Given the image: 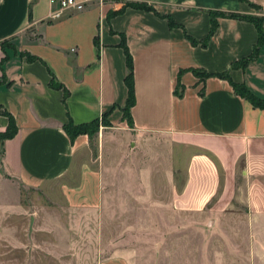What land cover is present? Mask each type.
I'll use <instances>...</instances> for the list:
<instances>
[{"label":"crops","instance_id":"1","mask_svg":"<svg viewBox=\"0 0 264 264\" xmlns=\"http://www.w3.org/2000/svg\"><path fill=\"white\" fill-rule=\"evenodd\" d=\"M53 9L49 0H0V132L9 124L6 113L18 126L0 141V246L28 250V233L11 221L29 215H68L70 229L81 216L121 215L119 208L140 201V161L157 147L165 156L187 152L183 184L178 188L174 174L169 181L176 212L210 215L221 236L230 229L224 219L242 205L250 235L255 225L263 237L264 109L230 80L264 99V44L255 59L235 67L252 54L259 32L254 22L232 17H219L203 42L211 11L262 17L264 29V0H105L58 19L50 17ZM125 47L134 63L133 126L123 111ZM105 114L110 126L101 125L96 148L87 134L72 140L64 129L70 119L78 124ZM24 189L41 191L51 205L31 210ZM225 251L239 249L230 240L226 250H214L218 264ZM102 264L130 262L119 255Z\"/></svg>","mask_w":264,"mask_h":264},{"label":"rangeland","instance_id":"2","mask_svg":"<svg viewBox=\"0 0 264 264\" xmlns=\"http://www.w3.org/2000/svg\"><path fill=\"white\" fill-rule=\"evenodd\" d=\"M95 143L96 140V148ZM156 149L157 154L142 157L140 161V201L135 198L128 208H119L121 215H104L103 220L101 215L91 220L81 216L82 219L73 221L76 229H70L68 215H29L27 220H12L23 235L25 231L28 233V250H14L3 242L0 264H102L119 255L130 264H218L214 250H226L230 240L239 251L236 254L225 251L221 264H264V250L261 251L264 235L255 225L250 235L245 227V223H250L246 207L234 206L232 211L237 214L231 220L224 219L226 228L230 229L221 236L213 230L210 215H180L173 209L169 181L174 174L178 188L183 184L182 167L187 152L177 148L171 157L165 156L164 148ZM77 176L76 171L73 181ZM258 178L264 181V174ZM144 182L148 185L144 186ZM59 186L60 182L52 188L53 195L59 196ZM23 195L31 210L51 205L41 191L24 189ZM55 225L58 227L54 232L43 229Z\"/></svg>","mask_w":264,"mask_h":264},{"label":"trees","instance_id":"3","mask_svg":"<svg viewBox=\"0 0 264 264\" xmlns=\"http://www.w3.org/2000/svg\"><path fill=\"white\" fill-rule=\"evenodd\" d=\"M242 1L248 2V0H242ZM133 5L136 6L137 8H141L145 10H155L152 5L146 2H137V3H133ZM253 6L256 8H259V6L256 4H253ZM122 11H123V8H120L118 10H112L110 12V15L119 14ZM211 17H212L211 31H210L209 37L206 39V41L203 42L204 44L207 42L210 36H212L214 32L216 31L218 27L219 17H232V18L246 19L256 24L258 28V32H259L258 42L255 45L252 54L249 57L243 59L242 61L235 63L234 66L237 67V66L245 65L249 61L255 59L258 56L259 49L264 44V29H263V18L262 17L255 16V15H241L238 13H225V12H217V11H211ZM125 50H126V55H127V66H128V72H127L125 81L128 87L129 94H128V99H127V102H126V105L123 111H124V118L128 120V123L130 124V126H133L134 124H133L132 117H131V108L135 105V102H136L134 63H133L132 56L127 47H125ZM29 58L34 59L36 57L30 55ZM212 75L213 74H205L204 76L209 77ZM216 75L223 77V78L225 77L229 78L227 76V73H219ZM230 82L236 93H238L239 95H241L242 97L250 101L254 107L264 109V99L263 98L254 94L245 84L235 83L231 80ZM51 85L56 88L64 89L65 97L67 98L68 90L65 88V86L62 83L55 81V79L53 78ZM6 115L9 118V124L6 130L0 133L2 134L3 140L14 137L18 131V126L16 124L14 116L11 115L10 113H6ZM101 125H110V122L107 121V114H105L102 117V119L97 118L90 122L78 123V124L74 123V121L70 119L68 123L64 124V129L66 130V132L68 133V135L70 136L72 140H74L78 135L87 134L91 139L92 146L95 147L94 140H96L98 136Z\"/></svg>","mask_w":264,"mask_h":264},{"label":"built area","instance_id":"4","mask_svg":"<svg viewBox=\"0 0 264 264\" xmlns=\"http://www.w3.org/2000/svg\"><path fill=\"white\" fill-rule=\"evenodd\" d=\"M50 4L54 6L50 17L58 19L65 13H76L86 10L95 2L102 3L105 0H49Z\"/></svg>","mask_w":264,"mask_h":264}]
</instances>
